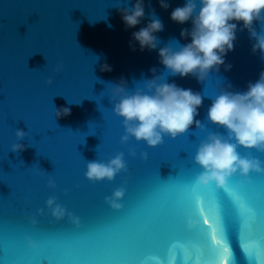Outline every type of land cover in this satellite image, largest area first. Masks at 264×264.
Segmentation results:
<instances>
[{
  "label": "water",
  "instance_id": "water-1",
  "mask_svg": "<svg viewBox=\"0 0 264 264\" xmlns=\"http://www.w3.org/2000/svg\"><path fill=\"white\" fill-rule=\"evenodd\" d=\"M134 2L0 0V211L15 216L16 240L24 250H28L29 240L37 247L41 245L42 230L76 233L93 221L103 224L123 216L144 178L156 181L160 176L166 180L176 175V167L186 166L188 179L196 183L201 168L193 157L200 141L210 132L226 135L225 129L207 120L211 100L223 89L245 91L248 83L255 82L264 71V53H252L255 41L237 23L234 49L224 57L225 64L231 65L229 70L221 65L203 81L170 75L159 63L157 50L140 51L135 42L136 50H132L129 41L131 33L149 21L154 9L164 25L155 33L157 48L189 43L190 37H181L180 32L182 28L190 30L191 21L178 24L170 19V12L183 6L185 0H168L167 9H162L157 0H144L141 23L126 29L118 8H131ZM253 27L258 33L264 30L259 21ZM105 63L111 71L100 70ZM57 66L62 67L54 70ZM153 76L204 97L196 117L203 129L193 125L175 138L164 136L157 146L132 137L122 144V118L112 110L111 90L121 78L129 92L143 89V81ZM49 78L51 84L46 83ZM60 108H69L70 114L56 118L55 109ZM16 129L25 131L23 139H17ZM14 143L26 147L22 152L10 151ZM237 150L259 159L264 167V152L243 147ZM130 151L135 155H129ZM117 152L123 153L126 171L112 181L93 182L84 176L89 160L107 162ZM141 153L147 158H141ZM248 176L264 184V171ZM232 177L243 179L238 173ZM49 178L54 187L48 186ZM208 186L215 184L210 182ZM118 187L125 189L118 201L122 205L119 210L105 202ZM49 197H55V203L78 217L79 226L67 214L59 220L53 217L45 204ZM176 227L178 232L187 231L183 213L177 216Z\"/></svg>",
  "mask_w": 264,
  "mask_h": 264
},
{
  "label": "clouds",
  "instance_id": "clouds-1",
  "mask_svg": "<svg viewBox=\"0 0 264 264\" xmlns=\"http://www.w3.org/2000/svg\"><path fill=\"white\" fill-rule=\"evenodd\" d=\"M162 9L169 7L168 0H157ZM125 28H133L140 24L145 16L144 0H135L131 8H118ZM150 13V19L144 27L131 33L129 47L136 50H157L159 63L172 76H193L197 81H203L210 71H218L221 65L225 70L231 68L225 64V55L234 49L237 23L242 25L241 30H247L250 38L255 42L251 46L254 54L257 50L264 53V30L257 32L254 22H261L264 26V0H185L183 6L175 7L170 12V19L178 24L191 21V29H181L180 36H189L190 42L173 47L171 44L157 48L158 38L155 33L163 30V22ZM57 66L54 70H59ZM101 71H111L108 64H102ZM154 72L155 69H149ZM143 89L137 87L129 92L125 82H120L112 88L113 112L122 118L124 134L120 137L123 144L129 137L136 141H143L148 146H157L162 143L164 136L175 138L183 134L191 126L203 128L200 120L196 119L198 109L204 97L190 88L177 86L174 82H167L161 76L145 79ZM46 83L51 84L49 78ZM229 87H231L229 85ZM70 114L69 108L55 109L54 115L59 118ZM209 123L225 129L226 135L219 132H210L201 140L195 155L194 162L201 171L195 177V182L208 185L214 182L216 187H222L234 174L247 176L250 172H262V162L249 155H241L237 150L243 147L246 150L255 149L264 152V71H261L255 82H249L243 92H232L223 89L220 94L211 100L207 109ZM26 135L23 129H16L18 140ZM25 145L14 143L10 151L22 152ZM129 155H135L133 151ZM146 159L147 154L141 153ZM127 166L123 153L117 152L107 162L89 160L86 163L84 176L93 182L102 180L112 181ZM48 186L54 187V181L49 178ZM125 189L118 187L113 190L105 202L112 209L122 207L120 201ZM51 215L57 220L66 214L69 220L78 225L79 218L60 204L55 203V197L45 201ZM38 213L42 210L38 209ZM35 222V221H33ZM29 244L33 242L28 241Z\"/></svg>",
  "mask_w": 264,
  "mask_h": 264
},
{
  "label": "snow or ice",
  "instance_id": "snow-or-ice-1",
  "mask_svg": "<svg viewBox=\"0 0 264 264\" xmlns=\"http://www.w3.org/2000/svg\"><path fill=\"white\" fill-rule=\"evenodd\" d=\"M176 170L142 179L123 216L76 233L42 230L41 245L28 250L17 243L15 216L0 211V264H264V184L247 175L218 188ZM181 213L186 232L177 231Z\"/></svg>",
  "mask_w": 264,
  "mask_h": 264
}]
</instances>
